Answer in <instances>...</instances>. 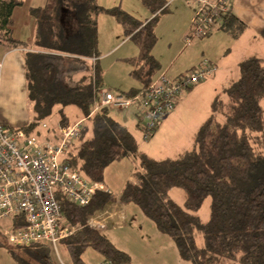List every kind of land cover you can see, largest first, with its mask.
<instances>
[{
	"label": "trees",
	"instance_id": "1",
	"mask_svg": "<svg viewBox=\"0 0 264 264\" xmlns=\"http://www.w3.org/2000/svg\"><path fill=\"white\" fill-rule=\"evenodd\" d=\"M140 2L153 16L151 19L140 21L119 7L100 8L96 0H45L43 7L30 8L36 26L35 50L25 52L24 58L31 122L19 129L26 135L55 142L57 128L85 119L64 157L71 169L103 183L111 163L131 158L137 161L133 172L137 183L127 181L119 199L137 206L153 221L160 232L170 237L184 260L191 264H264V140L262 152L256 153L246 136L247 130L263 128L259 101L264 96V59L251 57L239 64L237 80L226 89L227 102L219 105L223 120L211 115L195 133L194 147L176 158L147 157L132 131L106 109L88 117L97 93L103 89L99 63H89L91 58L99 57L97 15L107 12L113 16L124 37L139 51L126 62L131 67L130 76L141 87L124 95H134L160 73L152 50L157 42L154 28L159 14L167 9L166 2ZM22 4L23 0H0L2 48L25 47L12 36V11ZM245 28V23L232 13L216 30H233L238 36ZM259 35L264 40V27ZM75 65L84 71L77 80L71 75ZM55 108L58 118L49 127L45 121ZM68 108L76 111L73 120L65 111ZM173 188L183 191L182 206L171 200L169 192ZM208 197L209 217L201 223L196 213ZM115 199L113 194L101 193L81 208L58 196L68 224L80 228L58 243L74 264H83L81 255L87 248L103 260L126 264L124 252L102 232L85 226L88 213L102 210ZM0 247L7 249L19 264H55L50 247L41 243L13 247L1 230Z\"/></svg>",
	"mask_w": 264,
	"mask_h": 264
},
{
	"label": "rangeland",
	"instance_id": "2",
	"mask_svg": "<svg viewBox=\"0 0 264 264\" xmlns=\"http://www.w3.org/2000/svg\"><path fill=\"white\" fill-rule=\"evenodd\" d=\"M165 2L167 9L159 14L154 28L157 42L152 50L153 56L160 65L159 70H170L167 74L169 76L175 68L190 70L198 67L204 58L207 61L211 58L217 63V67L219 65L215 75L218 76L223 68L227 69V73L222 80L216 78L215 81L213 77L215 75L207 76L193 88L184 90L174 110L159 117L160 124L156 132L147 141L142 138V130L139 132V128L136 127L137 123L142 128L144 127L143 114L137 106L132 105L127 109H106L132 131L141 152L149 158L158 160L176 158L190 151L194 147L195 133L211 115L214 114L222 121L218 112L220 111L219 105L227 102L226 89L237 80L239 64L251 57L264 59V40L258 32L253 31H243L238 36L234 35L236 32L233 30L220 31L218 33L220 40H215L213 46L208 44L211 39L207 41V44L203 42L207 38L194 39L190 45H185L183 38L190 27L191 16L198 5L193 0H165ZM96 5L103 9L119 7L140 21L153 17L140 0H96ZM96 22L98 48L96 53L100 56L102 88L123 94L140 88V83L130 76L131 67L126 62V59L138 55L137 47L124 37L122 27L109 13L103 12L97 15ZM231 32L233 34H230ZM79 68L77 69L75 65L71 71L74 80L84 73L81 71L82 67L80 70ZM215 102H217L216 112L213 110ZM259 104L262 109L263 128L260 131H246V136L256 153L263 150L264 96ZM65 111L69 113L72 120L76 116L73 108L65 109ZM57 118L58 109L55 108L51 117L45 121L46 125L54 126ZM40 128L36 130L41 131ZM136 164L137 161L133 162L131 158H125L114 161L106 168L103 184L116 197V200L126 181L132 176ZM132 180L136 182L134 178ZM169 195L175 204L183 205L182 190L173 188ZM111 205L109 202L102 210L88 213L93 217L89 222L91 215L87 214V220L90 225L100 227V229L105 228L102 233L118 250L127 255L126 264H191L180 256L170 237L160 232L155 223L137 206L123 203V207L115 208V214L110 216ZM210 205L211 199L208 197L196 213L201 223L207 221ZM9 223V219L3 221V225ZM197 241L200 244L201 239L198 238ZM56 252L52 250L51 254L55 264H74L60 244H57ZM81 259L83 264H99L103 260L102 256L91 248L83 251ZM0 264L19 263L7 249L0 247Z\"/></svg>",
	"mask_w": 264,
	"mask_h": 264
},
{
	"label": "built area",
	"instance_id": "3",
	"mask_svg": "<svg viewBox=\"0 0 264 264\" xmlns=\"http://www.w3.org/2000/svg\"><path fill=\"white\" fill-rule=\"evenodd\" d=\"M193 1L198 7L184 35L185 45L207 37L232 14L233 0ZM217 69L216 64L203 59L198 67L186 70L178 78L159 74L132 96L101 89L88 117L103 109H127L135 105L143 114L142 138L147 141L156 132L159 117L174 110L182 92L214 75ZM84 120L57 128L55 142L26 135L22 129L9 128L0 122V230L13 247L27 248L41 243L57 253V244L80 229L68 224L58 196L82 208L98 194H112L103 183L71 169L64 159ZM88 215L85 226L100 231V227L90 225L93 215L89 222ZM6 219L10 223L3 225ZM99 264L114 263L102 260Z\"/></svg>",
	"mask_w": 264,
	"mask_h": 264
},
{
	"label": "crops",
	"instance_id": "4",
	"mask_svg": "<svg viewBox=\"0 0 264 264\" xmlns=\"http://www.w3.org/2000/svg\"><path fill=\"white\" fill-rule=\"evenodd\" d=\"M44 4L45 0H23L22 6L15 7L11 15L13 21L12 36L15 40L24 43L25 47L15 49H5L0 47V122L9 128H20L31 122L26 93L24 53L35 50L34 37L36 26L35 20L29 13L30 8L43 7ZM232 13L245 23V32L253 31L259 33L264 27V0H233ZM219 32L218 29H215L210 35L205 37L207 40H204L203 42H206L207 44V41L211 39L208 44L213 46L215 40H220L218 39ZM99 57L91 58L89 63L91 62L94 64L96 60L99 63ZM209 59L211 63H214L217 66V63L214 60L211 58ZM186 70V68L179 70L178 68H175L172 73L169 74V77L172 79L178 78ZM169 71L170 70L166 69L161 70L159 74L164 73L167 75ZM226 73L227 69L223 68L220 73H218V76L214 74L217 77L213 75L211 76L214 77L215 81L216 78L222 80L225 78ZM138 128L139 132H141V125H138ZM132 178H134L136 182L132 180ZM127 181L133 184L137 183V179L133 174ZM105 183L108 185L107 182ZM120 196L121 194L117 200L115 199V201L111 202L112 207L110 208H112V213L110 216L115 214V208L123 207V202L119 199ZM104 230L105 228L100 229L101 232Z\"/></svg>",
	"mask_w": 264,
	"mask_h": 264
}]
</instances>
